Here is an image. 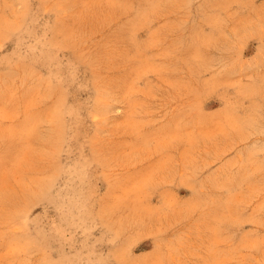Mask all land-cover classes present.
Here are the masks:
<instances>
[{
  "label": "rangeland",
  "instance_id": "rangeland-1",
  "mask_svg": "<svg viewBox=\"0 0 264 264\" xmlns=\"http://www.w3.org/2000/svg\"><path fill=\"white\" fill-rule=\"evenodd\" d=\"M0 264H264V0H0Z\"/></svg>",
  "mask_w": 264,
  "mask_h": 264
}]
</instances>
